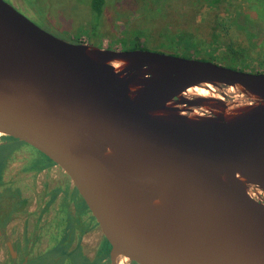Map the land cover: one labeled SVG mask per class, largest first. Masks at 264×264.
I'll return each instance as SVG.
<instances>
[{
    "label": "water",
    "instance_id": "obj_1",
    "mask_svg": "<svg viewBox=\"0 0 264 264\" xmlns=\"http://www.w3.org/2000/svg\"><path fill=\"white\" fill-rule=\"evenodd\" d=\"M205 83L238 92L182 97ZM0 136L61 170L111 264H264V72L68 42L0 0Z\"/></svg>",
    "mask_w": 264,
    "mask_h": 264
},
{
    "label": "rangeland",
    "instance_id": "obj_2",
    "mask_svg": "<svg viewBox=\"0 0 264 264\" xmlns=\"http://www.w3.org/2000/svg\"><path fill=\"white\" fill-rule=\"evenodd\" d=\"M5 1L42 29L68 42L131 50L136 41L147 51L206 60L211 57L210 49L198 48L197 51L186 39L194 40L196 35L204 39L219 13L198 0H106L100 14L93 9V0ZM230 2L233 9L245 8L248 4L246 0ZM219 16L225 17L222 13ZM258 61L250 67L241 65L236 69L264 72V66ZM225 89L229 94L231 90L232 93L237 91L236 88ZM223 100L230 105L238 104L235 98ZM6 138L0 136V146L7 142ZM7 145L0 148V264L9 263L7 241L35 234L33 230L37 236L44 235L48 239L43 240L42 249L46 243L48 249L56 248V253L43 256L38 264H81L80 257L72 261L67 255L70 240L62 241V235L76 238L77 244L72 251L78 252L82 234L95 226L88 208L78 193L73 192L61 170L52 166L47 157L22 142L12 145L8 142ZM55 214L59 221L56 227V223L39 227L49 224ZM84 236L92 242L100 239L94 230ZM107 239H100L95 262L110 254L112 248Z\"/></svg>",
    "mask_w": 264,
    "mask_h": 264
},
{
    "label": "trees",
    "instance_id": "obj_3",
    "mask_svg": "<svg viewBox=\"0 0 264 264\" xmlns=\"http://www.w3.org/2000/svg\"><path fill=\"white\" fill-rule=\"evenodd\" d=\"M246 1L248 4L245 8L233 9L234 5L230 0H198L209 8L217 9L219 13L216 14L215 23L209 27L204 39H199L197 35L194 40L186 39L189 40L190 46L197 51L198 48L204 51L209 48L211 57L208 60L227 67L236 68L241 65L250 67L257 59L259 64L264 66V0ZM105 2L106 0H93V9L100 14ZM220 6L223 8L222 11ZM221 13L225 17L219 16ZM134 44V49H142L136 41ZM1 181L2 176L0 183Z\"/></svg>",
    "mask_w": 264,
    "mask_h": 264
},
{
    "label": "flooded vegetation",
    "instance_id": "obj_4",
    "mask_svg": "<svg viewBox=\"0 0 264 264\" xmlns=\"http://www.w3.org/2000/svg\"><path fill=\"white\" fill-rule=\"evenodd\" d=\"M7 142L4 145H1L0 148L7 145L8 142L14 143V142H22L14 138H6ZM24 143V142H22ZM29 149H34L33 147L29 146L28 144L24 143ZM36 150V149H34ZM52 166H55L54 164ZM44 168V167H43ZM42 168V169H43ZM73 190V188H72ZM74 192V190H73ZM75 215V213H73ZM70 215V214H69ZM72 217V215H70ZM56 223L55 227L59 223L57 220L56 214L53 217V220L49 222V224L46 225H39V227H44L48 225H53ZM33 228H36V225L33 226ZM94 228H91L89 230H86L80 239L78 252H73L74 248L76 247L77 240L76 238H72V236L66 237L65 235H62V241H65V239L70 240V246L68 247L67 251L69 252L67 255L71 257V260L74 261L77 257H80L81 264H111L112 262V256L111 254L106 255L105 257L101 258L100 260H97L95 262V259L98 254L99 246L101 245V240L97 242H92L89 239H87L84 235L88 231H93ZM32 235H23L20 236V238L16 239L15 241H7V245L9 248V263L8 264H38L39 260L49 253H56V248H50L48 249V243H46L47 246L43 247V240L46 238L44 235L37 236L36 230H33ZM47 236V235H46ZM39 238H41L39 240ZM47 239V238H46ZM72 239V240H71ZM48 241V239H47ZM60 248V247H59ZM128 264H137L135 262H131Z\"/></svg>",
    "mask_w": 264,
    "mask_h": 264
},
{
    "label": "bare ground",
    "instance_id": "obj_5",
    "mask_svg": "<svg viewBox=\"0 0 264 264\" xmlns=\"http://www.w3.org/2000/svg\"><path fill=\"white\" fill-rule=\"evenodd\" d=\"M111 64L116 68V70H119L125 65V62H123L122 60H114ZM223 86L224 85L221 83H205V84L195 86V87L190 88L189 90L185 91L182 94V97L189 98V97H193V96H198V97H204V98H213L216 95H228L229 96L230 94L226 91V89L221 90V87H223ZM241 89H242V91H241V94L239 96L240 101H245L246 104L247 103L250 104V102L252 105L256 104L258 97L255 96L254 94H252L250 91H248V89H246L244 87H241ZM231 93H232V90H231ZM237 113L238 112H236V111L229 110V112L223 113V114L227 120H231V119L238 116ZM249 192L255 198L264 202V191L263 190H260L257 187H255L254 185L249 184Z\"/></svg>",
    "mask_w": 264,
    "mask_h": 264
}]
</instances>
